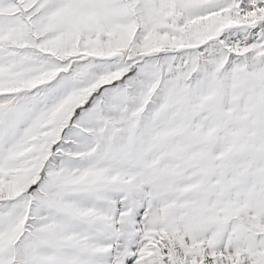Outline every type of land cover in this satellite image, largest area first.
Wrapping results in <instances>:
<instances>
[{
    "label": "snow or ice",
    "instance_id": "snow-or-ice-1",
    "mask_svg": "<svg viewBox=\"0 0 264 264\" xmlns=\"http://www.w3.org/2000/svg\"><path fill=\"white\" fill-rule=\"evenodd\" d=\"M0 264H264V0H0Z\"/></svg>",
    "mask_w": 264,
    "mask_h": 264
}]
</instances>
